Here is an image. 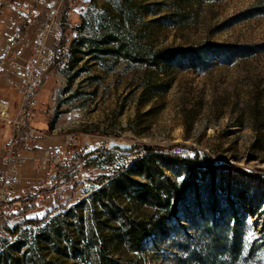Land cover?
I'll list each match as a JSON object with an SVG mask.
<instances>
[{"label":"rangeland","instance_id":"rangeland-1","mask_svg":"<svg viewBox=\"0 0 264 264\" xmlns=\"http://www.w3.org/2000/svg\"><path fill=\"white\" fill-rule=\"evenodd\" d=\"M69 13L76 58L67 73H50L36 97L30 124L43 144L24 152L12 195L41 194L42 174L30 159L68 135L91 142L80 173L91 189L64 184L41 191V199L20 197L30 205L0 216L6 264H97L100 256L116 264H264V184L234 170L264 175V0H75ZM12 15L7 8L1 35ZM112 31L126 49L108 38ZM133 39L140 56L131 51ZM214 45L251 50L231 57L217 55ZM0 100L12 116L18 96L1 78ZM9 135L0 129V170ZM111 141L131 149L109 148ZM144 146L171 154L184 148L187 155L177 156L192 164L157 158L183 194L170 202L173 216L134 253L121 240L123 214L135 219L158 208L122 190L114 203L103 198L104 207L90 197L101 187L95 180L125 174Z\"/></svg>","mask_w":264,"mask_h":264},{"label":"built area","instance_id":"built-area-1","mask_svg":"<svg viewBox=\"0 0 264 264\" xmlns=\"http://www.w3.org/2000/svg\"><path fill=\"white\" fill-rule=\"evenodd\" d=\"M75 0H0V24L7 8L13 15L9 21V33L1 35L0 78L13 88L18 96L13 115L10 104L0 100V129H10V135L2 146L0 170V216L16 207V214L30 205L19 198L36 196L64 184L91 189L90 183L81 178L86 158L91 152V142L82 144L73 136L64 138L63 144L45 150L42 157L30 159L42 174L39 195L32 190L13 196L21 184L20 167L26 162L24 152L34 150L44 135L30 122L36 109L38 93L43 89L50 73H67L68 41H76L77 30L68 26L70 7ZM52 97V101H55ZM184 148H176L173 154L187 155ZM27 200V198L25 199ZM25 204V206H23ZM43 213L46 204H40Z\"/></svg>","mask_w":264,"mask_h":264},{"label":"trees","instance_id":"trees-1","mask_svg":"<svg viewBox=\"0 0 264 264\" xmlns=\"http://www.w3.org/2000/svg\"><path fill=\"white\" fill-rule=\"evenodd\" d=\"M113 33V31H112ZM114 34V35H113ZM111 34L108 38L113 40L115 44L119 48H127V45L123 39H121L117 33ZM78 40V38H77ZM77 40L73 44V61L72 66L74 64L76 58V43ZM132 49L131 51L135 52L136 56H140L137 49V42L135 39L132 40ZM212 47L217 55H226V56H234V54H244L250 51V47H242V46H229L223 50V47H217L219 45H214ZM255 49V47L253 48ZM129 52V51H128ZM126 58H129L131 61L138 60V57H131V55H125ZM71 66V69H72ZM144 156L138 157L134 160V163L131 167L126 171L125 174L120 176H112L110 178L100 177L94 181V183L100 185L101 187L92 193L90 200L94 204L95 201L101 202L104 207L103 198L105 201L109 203L115 202V194L122 190L124 194L129 200L138 201L140 205L149 206V207H157L155 212H151L147 215H141L138 218H131L125 214H123L121 220V229L123 231V235L121 240L126 245L128 251L130 252H138L140 251L142 244L145 238L156 228V225H161L165 220L172 217L173 213L170 210V202L171 200H175L178 196L183 194L182 186L177 185L172 182L171 179L166 176L161 167L157 166V158L159 156H165L171 163H181L191 165L192 161L184 160L178 157L175 154L166 153L164 149L160 147H143ZM165 154V155H164ZM205 162H209L212 164V160L207 158ZM236 172L245 175V176H253L257 177L264 184V175H256L252 173H248L243 169H234ZM133 175L141 176L143 178L142 181H133L131 177ZM30 224L33 226L38 224L39 221H30ZM19 227H16L11 235L16 234ZM30 248L28 249V252ZM5 258V260H3ZM7 258V259H6ZM8 255L6 253L0 254V261H3L4 264L7 263ZM35 264H52L50 261L37 260ZM97 264H116L113 260L100 256L97 258Z\"/></svg>","mask_w":264,"mask_h":264},{"label":"water","instance_id":"water-1","mask_svg":"<svg viewBox=\"0 0 264 264\" xmlns=\"http://www.w3.org/2000/svg\"><path fill=\"white\" fill-rule=\"evenodd\" d=\"M108 146L109 148L117 149V150L124 151V152L129 151L131 149V145L124 144V143H117L113 141H111Z\"/></svg>","mask_w":264,"mask_h":264},{"label":"bare ground","instance_id":"bare-ground-1","mask_svg":"<svg viewBox=\"0 0 264 264\" xmlns=\"http://www.w3.org/2000/svg\"><path fill=\"white\" fill-rule=\"evenodd\" d=\"M73 57H74V53H73L72 41H68L67 72L71 68Z\"/></svg>","mask_w":264,"mask_h":264},{"label":"crops","instance_id":"crops-1","mask_svg":"<svg viewBox=\"0 0 264 264\" xmlns=\"http://www.w3.org/2000/svg\"><path fill=\"white\" fill-rule=\"evenodd\" d=\"M2 42V38H0V43ZM11 107V106H10ZM42 142L38 141L36 142L35 146H36V149L39 148V147H42Z\"/></svg>","mask_w":264,"mask_h":264},{"label":"snow or ice","instance_id":"snow-or-ice-1","mask_svg":"<svg viewBox=\"0 0 264 264\" xmlns=\"http://www.w3.org/2000/svg\"><path fill=\"white\" fill-rule=\"evenodd\" d=\"M179 179H183V177H180ZM249 222H250V218H249Z\"/></svg>","mask_w":264,"mask_h":264}]
</instances>
